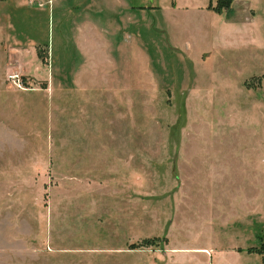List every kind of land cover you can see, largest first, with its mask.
<instances>
[{"label": "rangeland", "instance_id": "1", "mask_svg": "<svg viewBox=\"0 0 264 264\" xmlns=\"http://www.w3.org/2000/svg\"><path fill=\"white\" fill-rule=\"evenodd\" d=\"M218 5L0 0V264H262L264 0Z\"/></svg>", "mask_w": 264, "mask_h": 264}, {"label": "trees", "instance_id": "2", "mask_svg": "<svg viewBox=\"0 0 264 264\" xmlns=\"http://www.w3.org/2000/svg\"><path fill=\"white\" fill-rule=\"evenodd\" d=\"M232 2H233V0H226V2L223 1V0H219V5L218 6L223 7L222 9H228V8L230 9L231 6H232ZM250 252H256L258 254L264 255V242L261 244V248L251 249Z\"/></svg>", "mask_w": 264, "mask_h": 264}, {"label": "crops", "instance_id": "3", "mask_svg": "<svg viewBox=\"0 0 264 264\" xmlns=\"http://www.w3.org/2000/svg\"><path fill=\"white\" fill-rule=\"evenodd\" d=\"M102 47V46H101ZM93 88H97V87H95V86H92ZM92 89V88H91ZM116 99V98H115ZM238 253H241V252H238ZM249 254H255V253H253V252H251V253H249ZM250 257V256H249ZM244 259H241V258H239V261H243ZM246 261H248L249 262V264H252V260L249 258V259H245ZM262 264H264V260H263V262H262Z\"/></svg>", "mask_w": 264, "mask_h": 264}, {"label": "built area", "instance_id": "4", "mask_svg": "<svg viewBox=\"0 0 264 264\" xmlns=\"http://www.w3.org/2000/svg\"><path fill=\"white\" fill-rule=\"evenodd\" d=\"M15 78H16V76H14V75H12V76H9V79H11V80L13 79V81H16V79H15Z\"/></svg>", "mask_w": 264, "mask_h": 264}]
</instances>
